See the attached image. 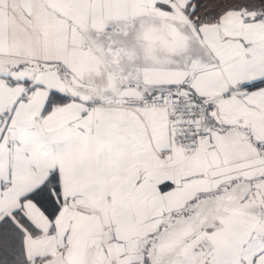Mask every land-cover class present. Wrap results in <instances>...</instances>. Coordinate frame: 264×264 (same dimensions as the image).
<instances>
[{
	"label": "snow or ice",
	"instance_id": "obj_1",
	"mask_svg": "<svg viewBox=\"0 0 264 264\" xmlns=\"http://www.w3.org/2000/svg\"><path fill=\"white\" fill-rule=\"evenodd\" d=\"M0 264H264V0H0Z\"/></svg>",
	"mask_w": 264,
	"mask_h": 264
}]
</instances>
